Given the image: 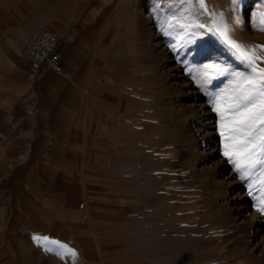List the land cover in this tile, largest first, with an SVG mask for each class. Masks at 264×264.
Segmentation results:
<instances>
[{"label": "rangeland", "instance_id": "1", "mask_svg": "<svg viewBox=\"0 0 264 264\" xmlns=\"http://www.w3.org/2000/svg\"><path fill=\"white\" fill-rule=\"evenodd\" d=\"M19 1L0 0V30L26 11ZM45 1L41 7L53 12L66 8L67 0ZM237 5L238 0H203V5L201 0H109L102 10L90 61L95 85L87 122L99 130L93 148L103 158L85 161V173L96 182L79 203L85 202L88 213L98 209L94 218L104 259L94 248L77 264H264V256L244 259L234 250L230 223L221 216L224 207L213 187L186 174L181 150L189 142L182 134L170 142L166 135L173 126L162 121L172 77L155 69V56L147 57L156 37L206 104L223 163L239 175L264 219V97L258 95L264 86V0H248L240 36L227 29L238 16ZM24 42L22 57L28 63ZM247 91L256 96L254 104L237 110V98ZM184 127L202 133L197 122L189 120ZM248 230L250 235L255 228ZM18 259L13 262L0 241V264H26Z\"/></svg>", "mask_w": 264, "mask_h": 264}, {"label": "crops", "instance_id": "2", "mask_svg": "<svg viewBox=\"0 0 264 264\" xmlns=\"http://www.w3.org/2000/svg\"><path fill=\"white\" fill-rule=\"evenodd\" d=\"M45 3L20 0L26 11L0 30V241L13 262L77 264L94 248L103 260L98 209L88 213L79 201L96 182L85 161L103 158L93 148L99 130L87 121L90 61L109 0H67L60 12ZM47 25L60 34L66 75L26 82L22 42Z\"/></svg>", "mask_w": 264, "mask_h": 264}, {"label": "bare ground", "instance_id": "3", "mask_svg": "<svg viewBox=\"0 0 264 264\" xmlns=\"http://www.w3.org/2000/svg\"><path fill=\"white\" fill-rule=\"evenodd\" d=\"M247 2L248 0H238V16L229 20L230 26L227 28L232 35L240 36L239 30L240 26L244 24ZM152 40L154 41L150 45V50L147 51V57L148 54L152 55V57L155 56V60H152L156 65L155 69H165L160 72L166 74L167 79L172 77L171 82L167 81V87H171L173 93L172 95L170 94L169 100L166 101L168 113H166L165 119L162 121H168L173 127L166 136H169L168 140L170 142H175L178 139L176 135L182 134L180 136L189 142V146H185L186 148L181 150L186 160V174H188V177L198 178V182L201 184L213 187L214 193H216L221 200L222 207H224L221 216L228 217L227 221L230 223L228 236L231 237V244L234 246V250L240 256H244V259L251 258V260L257 261L259 256H264V233H260L261 227H264L262 225L264 219H262L253 203L248 200V191L239 175L235 173L233 168L223 163L224 155L220 147L217 146L218 140L216 141L215 134L210 131L211 126H209L207 120L210 111L206 109V104L201 102L193 86L179 74L178 67L173 64V58L168 55V52L163 47H160L158 41H155L156 37H153ZM155 46H159V49L156 50ZM147 67H149L148 63ZM178 92L179 95H177ZM189 120L200 124L199 130H202L200 131L202 132L201 134L191 133L190 129L184 127V125L187 126ZM162 125L160 127L163 128L164 125ZM178 125L182 126V129H179ZM118 132V129L114 128V135L118 136ZM209 136L213 137L207 139ZM251 226L255 228V231H251L253 234L250 233L249 235L250 231L248 229Z\"/></svg>", "mask_w": 264, "mask_h": 264}, {"label": "built area", "instance_id": "4", "mask_svg": "<svg viewBox=\"0 0 264 264\" xmlns=\"http://www.w3.org/2000/svg\"><path fill=\"white\" fill-rule=\"evenodd\" d=\"M59 40L60 34L45 26L24 42L23 50L28 58L27 67L22 75L24 81L32 82L39 74L49 71L66 75L57 47ZM83 206L84 203L81 202L80 207Z\"/></svg>", "mask_w": 264, "mask_h": 264}, {"label": "snow or ice", "instance_id": "5", "mask_svg": "<svg viewBox=\"0 0 264 264\" xmlns=\"http://www.w3.org/2000/svg\"><path fill=\"white\" fill-rule=\"evenodd\" d=\"M201 4L203 5V0H201ZM233 47H236L239 49L240 46L233 43ZM261 72L264 73V69H262ZM258 95L259 97H264V86H259ZM255 100H256V96L253 95V91L244 92L242 95H240L237 98L235 108L237 110H240V109L248 110L249 104H254ZM262 105H264V101H262ZM240 115L243 116L244 113L240 112ZM250 119H251L250 117H245V120H250ZM261 120H264V106H262L261 108ZM247 126L251 128V123H249ZM237 167H239V165H237ZM261 210L264 211V208H262ZM44 239L47 240V238H44ZM54 243H57L59 245V242H54ZM61 247L63 246L61 245Z\"/></svg>", "mask_w": 264, "mask_h": 264}]
</instances>
